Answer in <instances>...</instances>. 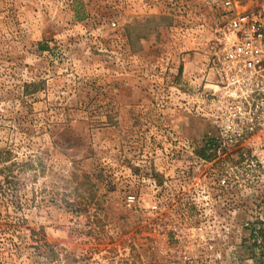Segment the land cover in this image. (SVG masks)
<instances>
[{
  "label": "rangeland",
  "instance_id": "rangeland-1",
  "mask_svg": "<svg viewBox=\"0 0 264 264\" xmlns=\"http://www.w3.org/2000/svg\"><path fill=\"white\" fill-rule=\"evenodd\" d=\"M223 20L202 0H0V264H264V187L220 184L191 109Z\"/></svg>",
  "mask_w": 264,
  "mask_h": 264
},
{
  "label": "built area",
  "instance_id": "built-area-1",
  "mask_svg": "<svg viewBox=\"0 0 264 264\" xmlns=\"http://www.w3.org/2000/svg\"><path fill=\"white\" fill-rule=\"evenodd\" d=\"M238 1L202 0L221 8L224 20L208 46V92L191 109L214 128L206 141L223 165L220 184L245 192L248 184L264 187V3L239 9Z\"/></svg>",
  "mask_w": 264,
  "mask_h": 264
},
{
  "label": "trees",
  "instance_id": "trees-1",
  "mask_svg": "<svg viewBox=\"0 0 264 264\" xmlns=\"http://www.w3.org/2000/svg\"><path fill=\"white\" fill-rule=\"evenodd\" d=\"M202 155L204 156V157H206V158H208V156H205V153L203 154V152H202ZM28 229V231H29V237H30V235H32V234H36L37 232H35L34 230H32L31 228H27ZM41 232V231H40ZM39 233V232H38ZM26 236H27V234H26ZM33 237V236H32ZM40 239L42 240L43 238H42V236H40V237H38V239H35L34 240V242L36 243V245H40Z\"/></svg>",
  "mask_w": 264,
  "mask_h": 264
}]
</instances>
